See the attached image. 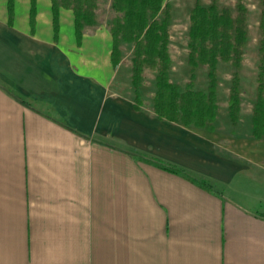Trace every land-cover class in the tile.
Listing matches in <instances>:
<instances>
[{
  "label": "crops",
  "instance_id": "obj_1",
  "mask_svg": "<svg viewBox=\"0 0 264 264\" xmlns=\"http://www.w3.org/2000/svg\"><path fill=\"white\" fill-rule=\"evenodd\" d=\"M111 1L77 39L71 9L55 29L51 0H12L11 20L0 0V264H264L246 187L264 186V140L251 110L242 129L243 91L233 125L217 86L214 131L159 119L143 81L137 107L132 55L119 44L113 65L96 16Z\"/></svg>",
  "mask_w": 264,
  "mask_h": 264
},
{
  "label": "trees",
  "instance_id": "obj_2",
  "mask_svg": "<svg viewBox=\"0 0 264 264\" xmlns=\"http://www.w3.org/2000/svg\"><path fill=\"white\" fill-rule=\"evenodd\" d=\"M31 1L33 11L34 0ZM51 1L55 29L61 7L73 11L77 39L82 37L86 27L96 24L97 0ZM216 2L217 0H213L211 4L204 6L200 0H195L189 12L188 80L181 89L178 84L170 80L172 65L168 29L171 19L170 4L165 0L111 1V9L120 15L110 26L114 41L112 61L114 66L121 61L120 42L132 45L131 81L137 107L141 105L139 88L143 81V71L149 69L155 72L156 92L153 97V110L159 119L214 131L218 109V65L220 62L230 63L235 71L230 79L228 113L231 123L236 125L241 103L238 71L242 62V50L247 44L242 16L245 15L246 8L242 0H237L236 9L240 16L237 20H233L229 11L226 8L219 9ZM261 5L259 27L262 38L258 47L260 60L256 76V100L251 119L252 137L256 140H264V0H261ZM8 8L11 20L12 0H9ZM200 66L206 67L208 83L205 91L195 89L197 69ZM153 163L171 173L182 174L201 187L212 191V186L206 181L194 179L183 170L158 160Z\"/></svg>",
  "mask_w": 264,
  "mask_h": 264
},
{
  "label": "rangeland",
  "instance_id": "obj_3",
  "mask_svg": "<svg viewBox=\"0 0 264 264\" xmlns=\"http://www.w3.org/2000/svg\"><path fill=\"white\" fill-rule=\"evenodd\" d=\"M171 6V19L169 20V54L172 60V65L170 69V80L180 86L181 89L184 88L185 83L188 80V66H187V55H188V38L187 32L189 27V12L193 7L195 0H165ZM213 0H200V3L204 6H208ZM219 9L226 8L232 19L237 20L240 16L236 9L237 0H217L216 2ZM242 4L246 8L244 18V26L246 31L247 44L245 49L242 50V62L241 67L238 71L240 76V99L241 92L243 91L244 99V113H243V125L242 129L248 130V124L250 121L249 111L253 109L252 101L256 100V76L258 71V65L260 60V55L258 52V47L260 40L262 38V32L259 27L260 14L262 11L261 0H242ZM98 20L105 25L111 26L114 19L120 17L116 14L110 6H105L104 8L98 10L96 13ZM163 19V17H160ZM120 48L122 54L125 57V62L129 61L130 55H132L131 44H126L120 42ZM128 57V58H127ZM235 69L230 63L220 62L218 65V92L220 107L223 106V100L228 93V86L230 79L234 73ZM155 82V72L149 69H144L143 71V84H144V94L147 97L152 96L154 90ZM207 75L206 67H199L197 69V77L195 80L196 90H205L207 88ZM255 103V102H254ZM241 111V103H240ZM261 180L264 181V176H261ZM257 186V188H256ZM248 189H255L257 193L262 196L264 200V186L260 185H246Z\"/></svg>",
  "mask_w": 264,
  "mask_h": 264
}]
</instances>
